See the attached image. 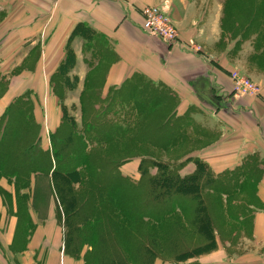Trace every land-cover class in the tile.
Listing matches in <instances>:
<instances>
[{"label":"crops","instance_id":"obj_1","mask_svg":"<svg viewBox=\"0 0 264 264\" xmlns=\"http://www.w3.org/2000/svg\"><path fill=\"white\" fill-rule=\"evenodd\" d=\"M154 4L170 12L179 45L143 28L142 9ZM226 9V0H0V77L7 82L0 120L17 99L30 101L41 145L50 149L51 134L63 122L55 85L60 83L66 94L82 93L103 66L100 92H127L137 85L170 95L169 125H180L186 141L214 139L187 157L208 161L216 172L240 166V172L259 174L254 194L233 202L244 204L238 216L248 222L239 237L243 254L230 256L222 246L180 264H264V23L241 21L235 12L230 21ZM69 50L74 53L66 73L70 86L54 80ZM235 69L260 85V95H233L230 73ZM188 167V173L195 170ZM44 176H34L31 189L20 191L32 216L29 228L17 212L14 180L0 179V264H88L66 253L52 183ZM41 181L46 193L39 192Z\"/></svg>","mask_w":264,"mask_h":264},{"label":"rangeland","instance_id":"obj_2","mask_svg":"<svg viewBox=\"0 0 264 264\" xmlns=\"http://www.w3.org/2000/svg\"><path fill=\"white\" fill-rule=\"evenodd\" d=\"M154 5L159 6L163 9L167 17H169V21L178 30L177 26L175 25L170 15V12L166 10L164 7L160 6L159 4H154ZM226 7L230 21H232L235 12L237 13L236 18H238V16L240 15L239 20L241 21L248 22V20L252 19L256 22L257 26L264 23V0H226ZM228 25H229V20H228ZM190 44L191 43H189V45ZM97 70L98 71L94 73L95 76L90 78V79H96L95 80L96 82L92 84V88L94 90L93 94H97L98 96L97 98L99 99L105 97L107 100L105 104H107L108 98L113 97L114 94L113 95L110 94V96L108 97V93L105 94L102 91L99 92L100 89L101 90L103 89L105 70L103 66L101 68H98ZM235 70L239 72L241 75L249 77L244 72H241L239 69H235ZM5 79L6 78L2 79L3 81H2V86H0V95L7 88V82ZM63 91H62L63 114L66 111L68 119L74 118L77 123V127L76 126L74 127L72 123L68 122L67 120H64L63 123L64 132L66 130H70L73 133L76 132V129L80 130L84 140L81 139L79 145L81 146V149L85 152V154L88 153L96 154L95 155L96 159H106V160L109 159L111 161H116L117 166L120 165L119 169L115 167L111 172L110 171L108 172L109 175L108 186H102L101 188L102 191H104V193H108V197H104V199L108 201V208H111V211L118 213V211H120L119 208H121L124 209L125 212H128L126 209L128 208L127 203L129 205L131 203L130 196L131 195L135 197L138 196V191L136 188L134 191H132V193H130L127 190L131 188L133 185L137 184L141 186L142 189L145 188V190L149 191L152 189L153 186L149 180L150 177L160 178V183H162L161 179L165 177H168L171 180L173 178L177 181L178 179L183 178L185 176L195 174L194 172L196 168H199L200 162H204V164L206 163L203 167H201L200 172L202 173H196L195 176H197L198 178L197 182L201 184L200 190L202 187V195H203L202 202L206 206L205 209L210 215V223L212 227L211 230H213V234L215 235L216 238L214 246L209 249L207 248L203 249L202 247L199 248L197 247L198 245L203 246L204 243L206 242L205 235L202 233L199 227H196L195 223L192 222L197 207L196 205L197 199L193 195L183 196L180 193H178L176 191L175 182L174 180H172L173 186L171 185L170 187H165L161 184V187H156L154 193H159V197H156L157 200L150 207L147 208L146 213H142L141 227H143L144 232L140 234H143L144 237H147L149 235L151 238L152 236L158 235V238L161 239L159 234L166 233L169 230V227H172V225L177 223V220L180 218L181 220L183 219L184 226L180 229L175 226L173 229L175 231L178 228L179 232L184 234V238L182 239L181 245L178 247V249L177 248L168 249L170 251H166L165 249V253L161 251V247H160L161 245L157 246L159 245L157 244L156 246L155 245L152 246L154 247L155 254L145 264H153L154 260H160L159 262L162 264L164 263L180 264L185 261H191L192 259L195 260L201 255L209 253L222 246L228 248L227 253L230 256L234 255L235 252H237L238 254L242 253L243 244L240 243L241 241L239 239L240 231L242 230V227L244 228V225H245V229L247 230L248 222L241 221L238 216V214L242 212L241 205L244 204H237L233 202L234 200L236 201L238 197H240L241 200L243 199L246 200L247 197L252 196L254 194L253 186L255 185L259 177L258 173L240 172L241 170L240 166H237L231 171L216 172L212 170V167L210 166L208 161H204L199 157L192 158L190 156L189 157L186 156L192 151L201 149V147L211 144L212 143L211 140H214L212 138L201 139L199 137H196V139L195 138L192 140L189 139L188 141H186L187 139L183 138L181 139L180 142L179 141L175 142L176 144H174L173 146L164 145L163 142H167V141L161 142L160 140H158V142L162 143L166 147V149L164 148H157V150L152 149L150 145L145 144L146 140L144 139L147 138L148 135L156 131L155 130L156 126L155 127L152 126V122L155 119L152 113L153 109L148 112L144 111L141 114H139L138 111L135 108H133L134 100H132L128 105H125V107H123L121 110H118L115 105L110 106L109 108L108 106H106L105 108V105L102 104L103 101H99L97 100V98L96 99L94 98L95 102H93L94 100L92 99H90L91 100L90 102L87 100V103L90 106L91 104L93 105V107L90 108L91 110L87 117L83 115L82 106L80 105V97H83L84 95H86V93H84V95L83 93L66 94V92ZM260 92L257 94H247L245 96H251V97L258 96L260 95ZM122 93L126 95V92H122ZM135 96L136 95L134 93L133 97L135 98ZM64 101H66L68 105H64ZM27 104H28L27 107L29 109L32 108V103L31 104L27 103ZM19 110L20 109L18 108L12 109L10 111V118L9 119L6 118L5 119L6 122L5 120L4 121L1 120L2 122H0V132H2V129L7 123L5 130L8 136L10 135L11 127L13 131L14 130L18 131L19 135L25 134V129H27V127L29 126L27 123L29 119L28 113L25 114L24 112L23 115L21 116ZM24 110L26 109L24 108ZM86 122H88L87 125ZM140 123H143L142 127L147 125L148 130L146 129L145 130L147 131L148 134H146V136L142 134L140 135L138 131L137 126L140 125ZM94 129H96L97 131ZM94 132L97 134H95ZM7 135H5V137ZM164 136H166V134ZM4 144H6V141L2 142L0 148H3ZM51 145H53L52 141H51ZM50 148L52 151V147ZM141 160L143 162V165L141 164V168L139 169ZM188 164L194 166L195 170L193 169L194 171L192 173H188L189 172L188 170H190L189 167L186 168ZM7 166L8 164L6 162L4 168H6ZM83 166L84 163H81V165L78 167V170L80 169L81 171L83 170L84 172L83 174H81V178L83 177L82 180L83 182L75 186L77 188L76 192L78 193L89 192L91 188H88V186L98 178L94 173L86 172L87 169L86 168L83 169L82 168ZM114 172L116 176H114ZM122 175L123 176L125 175V177L128 179L127 183L131 182V184L125 183L126 185H124L123 187L122 181L120 180ZM3 177H5L4 174L0 173V179H2ZM46 177L48 178L49 181L50 175L49 177L45 175L43 177V180L46 179ZM115 178H117L118 180H116ZM83 183L84 186L82 185ZM40 184H39L40 185L39 188H41L45 184V181H41ZM47 185L49 188L50 184L48 183ZM145 190L141 192H144L145 194ZM20 191L19 192L16 191V194L19 197L18 199L19 207L23 211L24 210L23 207L25 203V200L23 198L26 197L24 196L21 197ZM45 191L47 192V190H45V187L44 188L42 187L39 192L43 193ZM39 197L40 199H43L42 197H44L45 199L44 195H39ZM4 200L5 202L6 200L8 202L9 196L5 195ZM42 201L43 200H40L39 204L37 203V207L38 205L39 207L42 206L41 204ZM57 206L58 205L56 203V200L54 199L53 208L56 210V216L58 218ZM168 209L169 211H171L170 212L171 215L168 219L164 218L168 220L167 222L166 220H164V222L159 223V221H162L161 220L162 217L158 216L155 213H151L154 212V210H158L161 212V211H167ZM113 212L112 214H114ZM120 214L121 216H119V219H121L123 223L121 224V228L118 229V234L115 238V240L119 242H121L122 236L128 237L132 235L130 231L132 228H130L129 226L130 221L127 219L128 216L124 215L125 213H123L122 211L120 212ZM58 220L60 225H62L63 231L66 232V228L64 227V222H65L64 219L58 218ZM24 222H26V219L24 220ZM133 237L138 238L136 234H133L131 236V238ZM146 241L149 242V237L146 238ZM96 243H97V239L94 240V244H92V246L83 247L85 251L83 252L82 256L83 258H85V260L90 262L88 264H98L97 261L98 255L95 253V256L94 257L92 256L93 250H95L97 247ZM166 246L167 245H165V247ZM119 247L121 249L122 245H120ZM195 247H197V249ZM234 249L235 251H233ZM182 251H188L189 254L183 257L182 260L180 259L177 260L175 254ZM122 253L124 254L126 260L128 261L125 262L126 264H134L129 260V255L127 252H122Z\"/></svg>","mask_w":264,"mask_h":264},{"label":"trees","instance_id":"obj_3","mask_svg":"<svg viewBox=\"0 0 264 264\" xmlns=\"http://www.w3.org/2000/svg\"><path fill=\"white\" fill-rule=\"evenodd\" d=\"M73 61L74 53L72 50H69L66 61L64 64H62L57 76L54 77L55 82H60L63 79V82L68 83L70 86V77L66 76V73ZM90 78H88L86 81L85 89L82 92L83 95L84 93H86V95L80 97V105L82 106L83 115L87 117L91 110L90 108L93 107L92 104L90 106L87 103V100L90 102V99L94 100V98L96 99L98 97L97 94H93L94 90L92 88V84L96 82V79ZM0 86H2L1 77ZM144 88L145 86H130L128 88L130 90H127L126 95H124L122 92L114 94L113 97L108 98L107 104H105V102H107L105 97L102 99L97 98V100L103 101L102 104L105 105V108L106 106L109 108L110 106L115 105L118 110H121L123 107H125V105H128L132 100H134V105H130H133V108H135L139 114L153 109L152 113L155 119L152 122V126H156V131L148 135V139H144L146 140L145 144L150 145L152 149H166L164 145L173 146L176 144L175 142H180L181 139L185 138L182 127L179 125L173 129L174 126H171L168 123L169 117L171 115L170 112L172 110L170 109V101L168 99L170 98V95L168 96L165 94L168 97H164L161 93H153L151 90L146 91V88ZM54 90L56 95L60 98V100H62V91L64 89L62 86H60V83L59 86L58 84L55 85ZM134 93L136 95L135 98L133 97ZM108 96H110V93ZM93 102H95V100ZM27 103L31 104V102L28 100H24L22 98L17 99V101L8 108L6 114L3 116V119H1L2 121H4L6 118L9 119L10 111L14 108H18L20 109L19 113L21 116L24 112L25 114L28 113L29 119L27 123L29 126L27 129H25V134L23 135H19L18 131L16 130L13 131L11 127L10 135L8 136L5 130L6 123L2 129V132H0V145L3 141H6L4 147L0 148V173H3L6 178L14 180L17 192H19L22 188H31V183L34 176L39 174L46 176L50 175L52 192L58 205V218L64 219L65 221V251L68 255L75 258L83 257L82 254L85 251L83 247L92 246L95 239H97V247L95 250H93L92 256L94 257L95 253L98 255V264H126L125 262L128 261L122 252H127L129 255V260L134 264H145L150 260L151 257L154 256L155 251L154 247L152 246H156L157 244H159L157 246L161 245V251L164 253L165 249L166 251H170L168 249L171 248L178 249V247L181 245L182 239L184 238V234L179 232V229L184 226L183 219L181 220L179 218L177 223L172 225V227H169V230L166 233L159 234L161 239L158 238V235L152 236L151 238L149 235L144 237L143 234H140L144 232L143 227H141L142 213H146L147 208L157 200L156 197H159V193H154L156 187H161V184L165 187H170L172 185V180L175 182L176 191L178 193L183 196L193 195L197 199V207L192 222L195 223L196 227H199L206 239V242L203 246L198 245L197 247L209 249L214 246L216 238L213 234V230H211L212 227L210 223V215L206 211V206L202 202V187L200 190L201 184L197 182L198 178L195 176L196 173H202L200 172L201 167H203L206 163L204 164V162H200L199 168H196L194 172L195 174L185 176L178 179L177 181L173 178L171 180L170 178L165 177L161 179L162 183H160V178L150 177L149 180L153 186L149 191L145 190V188L142 189V187L137 184L133 185L132 183L133 186L127 190L132 193V191H134L136 188L138 191V196H130L131 203L130 205L127 203L128 208L126 209L128 212H125V210L121 208H119L120 211H118V213L113 212L111 211V208H108V201L104 199V197H108V193H104L101 188L102 186H108V172H111L115 167L119 169L120 165L117 166L116 161H111L109 159H96V154H85L79 145L81 139L84 140L80 130L76 129V132L73 133L70 130H66L65 132L63 130L64 120H67L68 122L72 123L74 127H77L76 120L74 118L68 119L66 111L63 114V122L57 128L56 132L51 134V141L54 145V147L51 145L52 151L51 148L47 150L42 148L41 126L34 119L33 110L32 108L29 109L27 107ZM24 108L26 110H24ZM1 120L0 122H2ZM87 123L88 122H86V125ZM142 125L143 123H140V125L137 126L138 131L140 135L142 134L146 136V134H148L146 131L148 130L147 125L144 127H142ZM165 134L166 136H164ZM5 135H7V138ZM158 140L161 142H167H163V145L162 143L158 142ZM6 162L8 166L4 168ZM81 163H84L82 168H86V172H92L96 175V177H98L96 180H94V182H92V184L88 186V188L91 189L86 193L76 192L77 188L75 187L77 184H81L83 182V177L81 178V174L84 172L83 170H78V167L81 165ZM141 164L143 165L142 160L140 161L139 169L141 168ZM114 176H116L115 172ZM115 179L118 180L117 178ZM120 180L122 181V186L124 187L128 179L125 177V175H122ZM127 184H131V182ZM82 185L84 186V183ZM143 190H145V194L144 192H141ZM2 194L4 198L5 195L9 196V200L8 202L6 200V202L7 205L11 204V197L8 192L2 189ZM23 209L24 210L22 211L18 204L17 212L20 215L21 223L23 222L24 227L29 228L30 224L32 223V216L29 213L25 203ZM121 211L125 213L124 215L128 216L127 219L130 221L129 226L132 228L130 230L132 235L136 234L138 238H131L132 235H130L128 237L122 236L121 242L115 240L118 234V229L121 228V224L123 223V221L119 219V216H121ZM112 212L114 214H112ZM170 212L171 211L168 209L167 211L161 212L154 210V212L151 213H155L162 217V221H159V223H161L170 217ZM25 219L26 222H24ZM167 221L168 220H166V222ZM175 226L179 229L175 228L176 230L174 231L173 228ZM148 237L150 243L146 241V238ZM120 245H122L121 249L119 247ZM165 245L167 246L165 247ZM197 247L195 248L197 249ZM188 254V251H182L176 253L175 256L177 260H182V258ZM85 261L90 263L87 260ZM155 261L156 260L153 261V264Z\"/></svg>","mask_w":264,"mask_h":264},{"label":"built area","instance_id":"obj_4","mask_svg":"<svg viewBox=\"0 0 264 264\" xmlns=\"http://www.w3.org/2000/svg\"><path fill=\"white\" fill-rule=\"evenodd\" d=\"M143 28L150 34L156 35L170 45L177 46L180 43V34L176 27L169 21L163 9L156 5H148L142 9ZM191 45V44H190ZM189 48H192L191 46ZM184 46V45H183ZM197 49V48H193ZM230 77L233 83V95L235 97L247 94H257L260 92L259 84L249 77L232 71Z\"/></svg>","mask_w":264,"mask_h":264}]
</instances>
